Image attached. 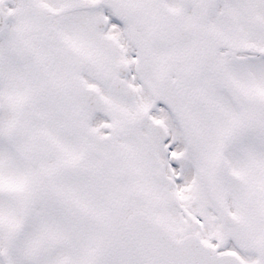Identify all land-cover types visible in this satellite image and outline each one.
<instances>
[{
	"label": "snow or ice",
	"instance_id": "1",
	"mask_svg": "<svg viewBox=\"0 0 264 264\" xmlns=\"http://www.w3.org/2000/svg\"><path fill=\"white\" fill-rule=\"evenodd\" d=\"M0 264H264V0H0Z\"/></svg>",
	"mask_w": 264,
	"mask_h": 264
}]
</instances>
